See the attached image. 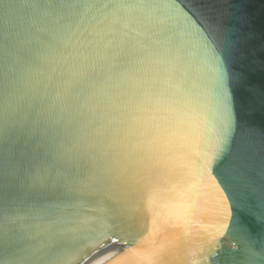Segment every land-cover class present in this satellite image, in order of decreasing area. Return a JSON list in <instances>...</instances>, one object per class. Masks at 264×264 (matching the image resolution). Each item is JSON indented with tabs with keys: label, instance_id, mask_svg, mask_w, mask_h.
<instances>
[{
	"label": "water",
	"instance_id": "95a60500",
	"mask_svg": "<svg viewBox=\"0 0 264 264\" xmlns=\"http://www.w3.org/2000/svg\"><path fill=\"white\" fill-rule=\"evenodd\" d=\"M0 264H264V0H0Z\"/></svg>",
	"mask_w": 264,
	"mask_h": 264
},
{
	"label": "snow or ice",
	"instance_id": "6c2138e0",
	"mask_svg": "<svg viewBox=\"0 0 264 264\" xmlns=\"http://www.w3.org/2000/svg\"><path fill=\"white\" fill-rule=\"evenodd\" d=\"M228 127H230V121H229V123L226 125V127H225V132L228 130ZM214 159H215V156H213L209 161H208V163L209 164H211L213 161H214ZM125 243H127V241H125ZM105 245H101V247H104Z\"/></svg>",
	"mask_w": 264,
	"mask_h": 264
}]
</instances>
